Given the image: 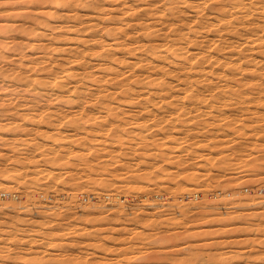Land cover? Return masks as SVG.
<instances>
[{
	"label": "rangeland",
	"instance_id": "374dc122",
	"mask_svg": "<svg viewBox=\"0 0 264 264\" xmlns=\"http://www.w3.org/2000/svg\"><path fill=\"white\" fill-rule=\"evenodd\" d=\"M151 1L153 2L156 0H0V98L3 97L2 99H0V137L2 136V138H0V174H2L0 175V253H2L3 251V253L0 254V263L264 264V84L256 83V81L255 83H248L245 79L247 73L240 74L237 73L235 69H232L233 73L229 74L228 80L226 81L219 80L216 74H213L210 79L205 82L193 84L181 79L178 80L177 78H171V80L167 83L156 85V88L153 87L152 89H141L139 96L132 101L106 102L107 104L104 101L102 103V101L100 102V100L96 99L89 100V102L88 100L80 101V99H78V101L76 99L74 101L69 100L68 97H65L68 94L67 92L64 95L65 98H60V100L56 101L51 98L52 102L50 100V97L48 96V93H45V100L43 99L42 101H35L34 103V101H31L22 93V91H24L25 89L24 82L27 77L33 76L34 78L37 77L42 79L49 71V73L55 72L57 73L56 75H58L61 73L59 64L63 65V72L66 70L65 72L71 73L72 75V77L70 76L71 79H69V77L65 81L66 86L70 84V87L68 88L71 89L72 87L76 86L77 83L78 85H80V83L82 82L80 81V76L83 74L85 69L95 71L96 74L101 73L99 72L98 68L100 66H107L108 64H110L111 57H126L128 58V62L130 61V64L134 62L139 55L137 52H134L133 54L124 52V44H126L124 37L118 38V43L107 50L108 55H97L102 50L99 46V52L97 54H92V50L90 48H92L93 41L90 42V39H92L93 37L94 30L89 27L90 25L94 24V26L96 25L95 27L97 30V28L100 29V27L104 24H107V22L111 25H115L116 23L120 24L125 22H133L136 17L138 19L144 18L146 17V14L143 15V13L146 9H149V5L152 4ZM213 2L214 1H209L208 3H206V6H209L208 8L210 9V6L217 4ZM253 3L254 2L249 3L248 6H251L250 8H253ZM214 7L217 6L215 5ZM132 8L135 9L133 10ZM254 8L248 10L249 13L246 15L247 17L245 16L244 18V21L246 23L253 21L255 22L258 17V19H262L264 17L261 11ZM216 9L217 8H215L214 10ZM207 11L209 10L206 9V12ZM100 16L104 19H102ZM188 17H191L193 19L192 13H189ZM78 23L80 26L78 25ZM96 30V36H102L101 40H107L105 41L107 43L112 42L111 37L108 38L107 35L105 36V34L102 33V31ZM127 30H129V35H135L134 29L128 28ZM84 31H86V33ZM84 33L86 35H84ZM88 36L90 39L88 38ZM161 36L162 34L160 33L151 35L149 39H144L145 37L141 36V42H143L144 45L146 44V49H151V47L153 49H156L163 42V36ZM86 40L87 42H85ZM84 46L85 49H83ZM243 47L244 52H246L247 54L251 53V51H247V45H243ZM192 49L195 48L193 47ZM79 50L83 53L78 52ZM256 50L258 49H254L252 53L256 52ZM76 52H78V54ZM78 55H85V61L82 59H79L80 61H76V56ZM103 55H105L106 57ZM37 56H39V58L35 60ZM254 56L256 57L257 61L264 60L259 53H254ZM87 58L90 61H88ZM160 62L162 63V59H160ZM82 63H84L88 68H83L84 65ZM90 63H92V65ZM95 63L96 65L94 66L93 64ZM232 67L235 68L234 65H232L231 68ZM131 68L132 67H128V63H126L123 64L120 68H117V70H121L120 72L126 71L128 73L132 71L134 73L133 69ZM63 72L61 74H63ZM27 73H30L28 74L29 76L27 75ZM11 74L13 75V77L14 75L18 76L13 78ZM101 74L98 75L99 78H107V73ZM78 78H80V80ZM180 81L182 83H180ZM18 82L19 84H17ZM100 85L102 86V88ZM103 85L104 84L101 83L92 85L94 86L92 88V91L94 93L99 92L103 89ZM222 85L225 86L222 87ZM18 86L20 87V89ZM226 86L228 90H226ZM12 87L14 88L10 89ZM219 87L221 88L219 89ZM223 89L226 91H224ZM238 89L240 93H238ZM65 90H68L67 87L65 88ZM156 90H158L159 92H156ZM146 94L148 95V99L146 98ZM158 94L159 96L157 97ZM243 94H245L246 96ZM5 97L6 99H4ZM207 97H209V100H206ZM14 98L15 100H12ZM47 98L49 100H47ZM162 99L164 100L162 101ZM210 99H214V101L212 100L211 102ZM241 99L243 102L240 101ZM61 100L63 102H61ZM136 100H138L137 104H135ZM145 100H149L150 102H146ZM223 100L224 103H222ZM47 101H50V103ZM58 101L60 102L58 103ZM192 101H194L195 104ZM236 101L237 104L235 105ZM5 102L8 104L6 105ZM24 102L27 104H25ZM39 102L40 104H38ZM79 102L81 103V105ZM205 103L207 106L204 105ZM31 104L33 105L31 106ZM103 104L105 106H110L111 104L110 107H115V110H119L121 107V112L118 110L117 112H115L114 109H111L114 112L111 111L112 114L110 112V116L108 115L109 111H106L105 107L102 106ZM124 104L125 106H128L124 107ZM38 105L40 106L38 107ZM223 105H225V107ZM180 106L182 109L180 108ZM226 106L229 110L226 108ZM35 107L36 110L38 109V113L40 112L41 115L37 113ZM124 108L127 110H125ZM197 108L199 109V111L197 110ZM44 109L47 111L49 109L50 111L45 112ZM27 110H29L31 113ZM81 110L84 114L80 112ZM151 110L154 112H152ZM139 111L141 112V114H139ZM127 112H129L130 114H125ZM147 112L149 115L147 114ZM11 113L14 114L10 115ZM114 113L115 115L117 114L116 117L115 115H113ZM42 115L44 117H42ZM129 115L130 117H128ZM199 115H201V118L199 117ZM210 115H212V117H209ZM29 116L33 118H30ZM112 116L115 118H113ZM89 117L91 119H89ZM55 118H57V121L54 120ZM226 118H228L229 120ZM122 119L124 122H122ZM76 120L77 122H79L77 123ZM239 120H244V122H240ZM73 121L76 123L68 126L71 124L69 122ZM129 121H131L133 124ZM17 122H19V124ZM36 122H39L40 124H37ZM85 123L87 124V126ZM7 124L9 125L7 126ZM93 124L95 126H91ZM108 124L110 126H108ZM235 124L236 126H234ZM73 125H76L78 127H73ZM121 125H123L124 127ZM132 125L137 128L139 126L140 127L139 129H137ZM120 126L122 128H120ZM125 126L127 127L126 131ZM232 126L234 128H232ZM22 127L27 130V133H29L28 136L27 133L23 134L25 130ZM43 127L44 130L42 131H45V133L40 131V129H43ZM55 127H57L58 129H55ZM228 127L232 129L230 130ZM34 128L36 131L34 130ZM108 128L109 131L107 130ZM37 130L40 131V133ZM129 130L130 132H128ZM48 131L52 134H50ZM63 131L65 132L64 134L62 133ZM73 131L74 133H72ZM105 131L107 132V134L105 133ZM114 131L116 133H114ZM237 131L239 132L237 133ZM55 132L57 134H55ZM240 132L241 134L239 135ZM251 132L253 134H251ZM39 134L41 135V137H39ZM108 134L110 135L108 136ZM119 134L121 135V137ZM29 136H33L32 139ZM46 136H50L51 139H53L54 137L55 140L47 139L48 137L46 138ZM68 136L69 138H72L69 139ZM126 136L127 138H131L132 143L130 142V139L126 138L129 143L126 141ZM184 136H186V138ZM9 137L13 139L11 140ZM17 137L18 139H15ZM44 138H46V143L44 142L43 145L42 142L45 140ZM34 139H37V142L34 141ZM74 139L76 141H74ZM96 140L99 142H97ZM153 140H155L156 142H153ZM40 141L42 143V147H40ZM78 141L82 144L77 143ZM114 142L116 145H114ZM75 143H77V145H74ZM139 143L141 146L139 145ZM6 144L8 145L6 146ZM18 144H20V147H18ZM30 144L32 145V147L30 146ZM64 144L65 146H67L64 147ZM128 144L129 146H127ZM146 144L149 146H147ZM155 144H159L160 146ZM189 144L190 146H188ZM199 144L201 146L203 144V147H201ZM34 145L35 147H33ZM209 145H211L212 148L209 147ZM40 148L42 150H39ZM105 149H108V152ZM117 149L120 151L118 152ZM172 149L175 150L172 151ZM132 150H134L133 153ZM136 150H138V152ZM74 151H76V153H74ZM115 151L118 154H116ZM165 152L167 155L165 154ZM72 153L74 154V156L72 155ZM89 154L90 157L88 156ZM130 154L131 157H129ZM145 155L148 158H146ZM10 156L16 160L11 158ZM21 158L24 160L22 161ZM65 158L66 160L68 159L67 163L66 160H63ZM109 158L111 159V162L109 161ZM56 159L58 160L56 161ZM102 159L103 161H101ZM170 159H172L173 161ZM26 160H28V162H26ZM76 160L79 164L76 162ZM20 161H22V163H20ZM73 161H75L76 163ZM89 162H91V164ZM118 162L120 163L118 164ZM152 162H154L156 165ZM58 163H60L59 166H61L62 164L63 165L59 167L57 166ZM64 163H66L65 166ZM69 163L71 166L69 165ZM98 164L100 167L97 166ZM152 164L155 166H153ZM73 165L75 168L73 167ZM136 165L137 167H134ZM110 167H112L113 169ZM152 167L154 168L152 169ZM160 168H163V170H161V172L163 173L160 172ZM48 169L50 171V174L48 172ZM95 169L97 171H95ZM139 169H142L141 172ZM147 170H149V172ZM53 171H55V174L53 173ZM103 172H105L104 176ZM26 173L34 177L31 179V176L29 175L30 177L28 178V175ZM170 173L173 175H170ZM40 174L41 177H38L40 176ZM3 176L6 179H4ZM48 176L51 178H49ZM90 176L93 177L91 178ZM25 177L28 179H26ZM97 177L99 179L101 178L100 181ZM23 178L25 179V181ZM114 178L116 180H114ZM122 178L127 179L120 180ZM170 179H172V181ZM186 179L189 182L187 184ZM16 180H19V183ZM192 181H194L193 183L196 185L190 183ZM54 183L55 185H53ZM58 183L60 184L57 185ZM65 183H67L68 185ZM111 183L113 186L111 185ZM130 183L132 184L131 186L134 185L133 188L135 187V185H138L136 186L137 188L135 187L136 189L133 190V188L130 186ZM15 184L17 187L14 186ZM128 185L130 186L132 191L131 189L129 190L126 188L129 187ZM111 186L113 188H111ZM190 186L192 187V189ZM14 187L15 189L13 190ZM87 188L90 190H88ZM18 189H20L21 191ZM36 189L39 191H37ZM122 189L124 190L123 194L122 191H119ZM50 190L52 193L50 192ZM80 190L87 192L83 194L84 192ZM91 190L94 192H92ZM60 191L64 193H61ZM69 191L71 192V194ZM110 192L112 196H110ZM31 193L33 194V197L31 196ZM17 195H19V199L23 198V196L25 199L19 200ZM28 195L30 198L28 197V199H26V196ZM37 195H40V197ZM48 195H50V197ZM74 195H76L77 197H72ZM34 196L38 197V199ZM42 196L43 198L45 197V200L42 198ZM106 196L108 197L106 198ZM56 197L58 199V202L54 200L56 199ZM85 197L88 202H85ZM16 198L17 200H15ZM31 198H35L36 200ZM116 198L118 199V201ZM113 199H115L116 201ZM80 201H84V203L86 204ZM21 227L23 229H21ZM14 228L18 232H16ZM70 229L71 232L69 231ZM82 230L83 232H81ZM28 237H30L31 239H29ZM30 241L32 242L30 243ZM45 243H47V245H45ZM4 250L6 253L4 252ZM41 253L43 255H41ZM116 257H118V259ZM25 260L27 262H25ZM124 260L126 261L124 262ZM189 261L191 263H189Z\"/></svg>",
	"mask_w": 264,
	"mask_h": 264
},
{
	"label": "bare ground",
	"instance_id": "6f19581e",
	"mask_svg": "<svg viewBox=\"0 0 264 264\" xmlns=\"http://www.w3.org/2000/svg\"><path fill=\"white\" fill-rule=\"evenodd\" d=\"M209 1H214L215 3H217V4H215L217 7H214L215 5H212V6H210V9L208 8L209 6H206L207 4L206 3H208ZM152 2V1H151ZM160 2V3H159ZM213 2V3H214ZM252 2H254L253 4H254V9H258L259 11H261L263 14V16H264V0H156V1H153L152 2V4L151 5H149V9H146L145 11H144V13H143V15H145L146 17H144V18H141V19H138L137 17L135 18V20L133 21V22H125V23H120V24H117L116 22V24L114 25L113 23V25H111V24H109L107 21H104V22H107V24H104L103 26H101L100 27V29L99 28H97V30L98 31H102V33H104L105 34V36L107 35V37L109 38V37H111L112 38V42L111 43H107V42H105V41H107V40H101L102 39V36H96V32H95V30H96V25L94 26V24H92V25H90V27H89V25H88V27L89 28H92L93 30H94V34H93V37H92V39H90L89 38V36H88V38L90 39V42L91 41H93L92 42V48H90L91 50H92V54H97L98 52H99V50H98V46L99 47H101V52L99 53V54H97V55H101V54H106V55H108V49L109 48H112V46L113 45H116L118 42H117V39L118 38H120V37H124L125 38V43L126 44H124L125 45V50H124V52H126V53H134V52H137L138 53V57L136 58V60L134 61V62H132L131 64H130V61L128 62V58H126V57H123V58H114V57H111V63L110 64H108L107 66H100L99 68H98V70H99V72H101V73H107V78L106 79H101V78H99V74H101V73H97L96 74V72L95 71H90V70H87V69H85L84 70V72H83V74L80 76L81 77V80H80V78H78L80 81H82L81 83H80V85H78V83H77V85L76 86H74V87H72L71 89H69L68 87H70L69 85L68 86H66V80L71 76L72 77V75H71V73H67V72H63V65L62 64H59V66H60V70H61V73L63 72V74H58V75H56L57 73H55V72H51V73H49V72H47V76L45 75V77H43L42 79H40V78H37V77H30L28 74H30V73H27V75L29 76V77H25L26 79H25V89H24V91H22V93L25 95V96H27L31 101H34V103H35V101H42L43 99L45 100L46 98H45V96H44V94L45 93H48V96L50 97V100H51V98H53L55 101L56 100H60V98H65V97H68L69 98V100H77L78 101V99H80V101L81 100H88V102H89V100H94V99H96V100H100V102L102 101V103H103V101L106 103V102H114V101H132V100H134L135 98H137L138 96H139V93H140V90L141 89H144V88H149V89H152L153 87L154 88H156L155 86L156 85H158V84H162V83H167V82H169L170 80H171V78H177L178 80L179 79H181V80H184V81H186V82H188V83H201V82H205V81H207V80H209L210 79V77L213 75V74H216L217 75V78L219 79V80H221V81H226V80H228V76H229V74L230 73H233L232 71V69H235V71H237V73H240V74H244V73H247V76H246V80H247V82L248 83H255V81H256V83H261V84H264V60H260V61H257L256 60V57L254 56V53H259L260 55H261V57H263V59H264V17L262 18V15H261V18L262 19H258L257 18V20L254 22H245L244 21V18H245V16L249 13L248 12V10H251V9H253V8H250L251 6H248L249 5V3H252ZM131 3V2H130ZM140 3V2H139ZM139 3H138V5H139ZM146 3V2H145ZM159 3V4H158ZM148 4V3H147ZM142 5V4H141ZM251 5V4H250ZM97 6V5H96ZM132 6V5H131ZM253 6V5H252ZM128 7V6H127ZM147 7V6H146ZM137 8V7H136ZM211 8H217L216 10H214V9H211ZM95 9V8H94ZM128 9V8H127ZM126 9V10H127ZM133 9V8H132ZM135 9V8H134ZM133 9V10H134ZM139 9H141V8H139ZM206 9H208L209 11H207L206 12ZM138 11V10H137ZM214 11V12H213ZM119 12V11H118ZM126 12V11H125ZM251 12V11H250ZM253 12V11H252ZM109 13V12H108ZM128 13V12H127ZM189 13H192V15H193V19L191 18V17H188V15H189ZM258 13V12H257ZM127 15V14H126ZM153 15V16H152ZM254 15H256V14H254ZM99 16V15H98ZM103 16V15H102ZM129 16V15H128ZM191 16V15H190ZM101 17V16H100ZM104 17V16H103ZM247 17V16H246ZM102 18V17H101ZM249 18V17H248ZM247 18V19H248ZM96 19V18H95ZM102 19H104V18H102ZM256 19V18H255ZM254 19V20H255ZM120 20H122V19H120ZM92 21H93V19H92ZM82 22H83V20H82ZM82 22H81V24H82ZM89 22H91V21H89ZM93 23V22H92ZM97 23V22H96ZM90 24V23H89ZM78 25H79V23H78ZM78 25H77V27H78ZM80 26V25H79ZM81 26H83V25H81ZM128 26V27H127ZM74 27V26H73ZM98 27V26H97ZM127 27V28H126ZM75 28V27H74ZM128 28H132V29H134V31H135V35L133 36V35H129V30H127ZM92 29H90V30H92ZM89 30V29H88ZM96 30V31H97ZM87 31V30H86ZM86 31H84L85 33H86ZM73 32H75V31H73ZM131 32V31H130ZM83 33V32H82ZM84 33V35H86ZM157 33H160V34H162V36H163V42H162V44L161 45H159L156 49H153L152 47H151V49H146V47H145V45L143 44V42H141L142 40V38H141V36H144L145 38L144 39H149V37H151V35H153V34H157ZM97 34H100V33H97ZM132 34V33H131ZM161 36V37H162ZM78 37H80V36H78ZM98 37V38H97ZM146 37H148V38H146ZM82 38V37H81ZM84 40H85V37H84ZM83 40V41H84ZM123 40V39H122ZM81 41V40H80ZM82 42V41H81ZM80 42V43H81ZM85 42H87V40L85 41ZM48 45V44H47ZM77 45V44H76ZM81 45H83V44H81ZM243 45L245 46V45H247V51H251V53H249V54H247L246 52H244V47H243ZM49 46V45H48ZM123 46V45H122ZM149 46V45H148ZM81 47V46H80ZM79 47V48H80ZM150 47V46H149ZM195 48V49H192V48ZM32 49V48H31ZM45 49V48H44ZM83 49H85V46H84V48ZM254 49H258V50H256V52H254V53H252V51H254ZM49 50V49H48ZM91 50H89V51H91ZM111 50V49H110ZM114 50V49H113ZM48 52V51H47ZM47 52H45V53H47ZM78 52H82V51H78ZM78 52H76L77 54H78ZM85 52V51H84ZM39 53H40V51H39ZM42 53V52H41ZM44 53V54H45ZM75 53V52H74ZM83 53V52H82ZM90 53V52H89ZM244 53V54H243ZM86 54V53H85ZM37 55H40V54H37ZM97 55H95V56H97ZM116 55V54H115ZM137 55V54H136ZM42 56V55H41ZM80 55H78V56H76V61H80L79 59H82V60H84L85 61V55L84 56H80ZM87 56V55H86ZM103 56H105V55H103ZM119 56V55H118ZM127 56V55H126ZM106 57V56H105ZM37 58H39V56H37L36 57V59L35 60H37ZM75 58V57H74ZM34 59H33V61H34ZM129 59H131V58H129ZM159 59V60H158ZM160 59H162V63L160 62ZM73 60V59H72ZM87 60H88V58H87ZM107 60V59H106ZM258 60H259V58H258ZM88 61H90V60H88ZM93 61V60H92ZM98 62H99V60H98ZM57 63V62H56ZM126 63H128V67H132L131 69H133V71H134V73L131 71V72H120L119 70H117V68H120L123 64H126ZM64 64V63H63ZM83 65H84V67L83 68H88L84 63H82ZM91 65H92V63H90ZM104 64V63H103ZM94 66L96 65V63L95 64H93ZM98 65H99V63H98ZM105 65H106V63H105ZM232 65H234V67L235 68H231V66ZM53 67V66H52ZM26 68V67H25ZM28 69H29V67H28ZM51 69V68H50ZM97 69V68H96ZM57 70H59V69H57ZM93 70H95V69H93ZM24 71V70H23ZM27 71V70H26ZM70 71V70H69ZM97 71V70H96ZM130 71V70H129ZM10 73V72H9ZM22 73V72H21ZM23 74V73H22ZM21 74V75H22ZM12 75V74H11ZM24 75H26V74H24ZM102 75V74H101ZM18 75H14V77H17ZM12 77H13V75H12ZM12 77H11V79H12ZM13 77V78H14ZM20 77V76H19ZM42 77V76H41ZM71 77L69 78V79H71ZM21 78V77H20ZM18 79V78H17ZM213 79V78H212ZM13 80H15V79H13ZM73 80V79H72ZM77 80V79H76ZM23 81V80H22ZM21 81V82H22ZM79 81V82H80ZM78 82V81H77ZM177 82H179V81H177ZM13 83V82H12ZM97 83H101V84H104L103 85V89L102 90H100L99 92H96V93H94L93 91H92V88L94 87V86H92V85H97ZM180 83H182L181 81H180ZM237 83V82H236ZM16 84V83H15ZM17 84H19V82L17 83ZM21 84V83H20ZM170 84V83H169ZM184 84H187V83H184ZM191 84V85H192ZM234 84V83H233ZM239 84V83H238ZM245 84V83H244ZM171 85V84H170ZM181 85V84H180ZM208 85V84H207ZM230 85V84H229ZM252 85V84H251ZM257 85V84H256ZM13 86V85H12ZM20 86V85H19ZM18 86V87H19ZM67 87V89L68 90H65V88ZM72 86V85H71ZM101 86V85H100ZM204 86V85H203ZM221 86V85H220ZM225 86V85H224ZM223 85H222V87H224ZM261 86V85H260ZM23 87V86H22ZM235 87H236V85H235ZM243 87V86H242ZM241 87V88H242ZM245 87V86H244ZM254 87V86H253ZM258 87V86H257ZM14 87H12V88H10V89H13ZM24 88V87H23ZM101 88H102V86H101ZM100 88V89H101ZM178 88H181V87H178ZM183 88H184V86H183ZM221 87H219V89H220ZM238 88H240V87H238ZM19 89H20V87H19ZM160 89V88H159ZM173 89V88H172ZM207 89V88H206ZM212 89V88H211ZM236 89V88H235ZM21 90H23V89H21ZM155 90V89H154ZM191 90V89H190ZM224 90V89H223ZM226 90H228V88H227V86H226ZM226 90H224V91H226ZM241 90V89H240ZM256 90V89H255ZM14 91V90H13ZM17 91H18V88H17ZM158 90H156V92H157ZM189 91V90H188ZM192 91V90H191ZM220 91V90H219ZM252 91V90H251ZM66 92L68 93L67 94V96H65L64 97V95L66 94ZM151 92V91H150ZM159 92V91H158ZM160 92H161V90H160ZM213 92V91H212ZM230 92V91H229ZM246 92V91H245ZM253 92V91H252ZM259 92V91H258ZM264 92V91H263ZM145 93V92H144ZM152 93V92H151ZM189 93V92H188ZM215 93H217V92H215ZM238 93H240L239 92V89H238ZM244 93V92H243ZM20 94V93H19ZM161 94V93H160ZM199 94V93H198ZM204 94H206V93H204ZM234 94H236V93H234ZM259 94V93H258ZM17 95V94H16ZM23 95V96H24ZM147 95V94H146ZM220 95V94H219ZM227 95V94H226ZM229 95V94H228ZM243 95H245V94H243ZM252 95V94H251ZM9 96V95H8ZM22 96V95H21ZM20 96V97H21ZM47 96V97H48ZM149 96H150V94H149ZM159 96V94L157 95V97ZM202 96V95H201ZM222 96V95H221ZM246 96V95H245ZM250 96V95H249ZM141 97V96H140ZM142 97H143V95H142ZM148 97V95L146 96V98ZM171 97V96H170ZM178 97H179V95H178ZM183 97H184V95H183ZM183 97H181V98H183ZM199 97V96H198ZM212 97V96H211ZM210 97V98H211ZM214 97V96H213ZM224 97V96H223ZM229 97V96H228ZM247 97H248V94H247ZM3 97H1L0 99H2ZM150 98V97H149ZM154 98V97H153ZM172 98V97H171ZM209 97H207L206 98V100L208 99ZM215 98V97H214ZM219 98V97H218ZM241 98V97H240ZM239 98V99H240ZM250 98V97H249ZM255 98V97H254ZM260 98H262V97H260ZM4 99H6V97L4 98ZM22 99V98H21ZM26 99V98H25ZM139 99V98H138ZM141 99V98H140ZM148 99V98H147ZM156 99V98H155ZM160 99V98H159ZM195 99V98H194ZM200 99V98H199ZM198 99V100H199ZM12 100H15V98L14 99H12ZM47 100H49L48 98H47ZM68 100V101H69ZM164 99H162V101H163ZM209 100V99H208ZM211 100V99H210ZM213 101H214V99H212ZM212 100H211V102H212ZM224 100H225V98H224ZM224 100H223V102L222 103H224ZM244 100V99H243ZM10 101V100H9ZM64 101H66V100H64ZM68 101H67V103H68ZM137 101L138 100H136L135 102V104H137ZM146 102L147 101H149V100H145ZM183 101V100H182ZM196 101V100H195ZM231 101V100H230ZM234 101V100H233ZM240 101H242V99L240 100ZM255 101V100H254ZM253 101V102H254ZM259 101V100H258ZM44 102V101H43ZM47 102H49L50 103V101H47ZM51 102H52V100H51ZM54 102V101H53ZM60 101H58V103H59ZM61 102H63L62 100H61ZM83 102V101H82ZM98 102V101H97ZM150 102V101H149ZM161 102V101H160ZM192 102H194V101H192ZM198 102V101H197ZM203 102V101H202ZM208 102H210V101H208ZM216 102H217V100H216ZM243 102V101H242ZM257 102V101H256ZM1 103V102H0ZM21 103V102H20ZM23 103V102H22ZM25 103V102H24ZM57 103V102H56ZM70 103V102H69ZM72 103V102H71ZM75 103V102H74ZM80 103V102H79ZM84 103V102H83ZM93 103V102H92ZM99 103V102H98ZM97 103V104H98ZM129 103V102H128ZM133 103V102H132ZM144 103V102H143ZM154 103V102H153ZM206 103H207V101H206ZM206 103L204 104L205 106H207L206 105ZM228 103H229V101H228ZM5 104L7 105L8 103H6L5 102ZM25 104H27V103H25ZM38 104H40V102L38 103ZM100 104V103H99ZM98 104V105H99ZM107 104V103H106ZM117 104V103H116ZM161 104V103H160ZM171 104V103H170ZM194 104H195V102H194ZM200 104V103H199ZM213 104V103H212ZM237 104V101L235 102V105ZM245 104H247V103H245ZM245 104H244V106H245ZM249 104V103H248ZM23 105V104H22ZM29 105V104H28ZM33 104H31V106H32ZM53 105V104H52ZM58 105V104H57ZM66 105V104H65ZM80 105H81V103H80ZM90 105V104H89ZM95 105H96V102H95ZM158 105V104H157ZM188 105V104H187ZM203 105V104H202ZM219 105V104H218ZM40 105H38V107H39ZM70 106V105H69ZM68 106V107H69ZM93 106V105H92ZM102 106H104L105 107V109H106V111H109L108 113V115H110V112L112 111L111 109H114L115 107H110L111 106V104H110V106H105L104 104L102 105ZM112 106H114V105H112ZM117 106V105H116ZM126 106H128V105H126ZM125 106V104H124V107H126ZM131 106V105H130ZM150 106V105H149ZM156 106V105H155ZM186 106V105H185ZM217 106V105H216ZM224 107H225V105H223ZM231 106V105H230ZM234 106V105H233ZM242 106V105H241ZM24 107H25V105H24ZM37 107V108H38ZM60 107V106H59ZM78 107H80V106H78ZM94 107V106H93ZM100 107V106H99ZM118 107V106H117ZM173 107V106H172ZM172 107H170V108H172ZM179 107V106H178ZM190 107V106H189ZM189 107H187V108H189ZM210 107H211V105H210ZM209 107V108H210ZM222 107V106H221ZM232 107V106H231ZM236 107V106H235ZM247 107V106H246ZM251 107V106H250ZM4 108V107H3ZM55 108V107H54ZM57 108V107H56ZM82 108V107H81ZM147 108H149V107H147ZM169 108V109H170ZM180 108H181V106H180ZM208 108V109H209ZM220 108V107H219ZM226 108H227V106H226ZM230 108V107H229ZM243 108V107H242ZM254 108V107H253ZM0 109H1V107H0ZM21 109H23V108H21ZM27 109V108H26ZM62 109V108H61ZM101 109H102V107H101ZM100 109V110H101ZM120 109H121V107H120ZM120 109L118 110V109H114L115 110V112H117V110L118 111H120ZM125 109V108H124ZM129 109V108H128ZM135 109V108H134ZM182 109V108H181ZM207 109V110H208ZM228 109V108H227ZM252 109V108H251ZM264 109V108H263ZM3 110V109H2ZM6 110V109H5ZM35 110H36V107H35ZM45 110V109H44ZM55 110H57V109H55ZM89 110V109H88ZM125 110H127V109H125ZM197 110L199 111V109L197 108ZM211 110V109H210ZM218 110V109H217ZM229 110V109H228ZM232 110V109H231ZM230 110V111H231ZM247 110H249V109H247ZM258 110H260V109H258ZM15 111V110H14ZM20 111V110H19ZM28 112H30L29 110H27ZM37 111V113H38V109L36 110ZM47 110H45V112H46ZM48 111H50L49 109H48ZM47 111V112H48ZM67 111V110H66ZM93 111H95V110H93ZM102 111V110H101ZM123 111V110H122ZM141 111V110H140ZM139 111V112H140ZM152 111V110H151ZM161 111H162V109H161ZM178 111V110H177ZM189 111V110H188ZM205 111V110H204ZM256 111V110H255ZM16 112V111H15ZM34 112V111H33ZM32 112V113H33ZM42 112V111H41ZM56 112H58V111H56ZM80 112H82V110L80 111ZM79 112V113H80ZM86 112V111H85ZM112 112H114V111H112ZM112 112H111V114H112ZM121 112V111H120ZM142 112V111H141ZM141 112L139 113V114H141ZM152 112H154V111H152ZM211 112V111H210ZM221 112V111H220ZM251 112V111H250ZM263 112V111H262ZM19 113V112H18ZM31 113V112H30ZM83 113V112H82ZM89 113H91V112H89ZM124 113V112H123ZM135 113V112H134ZM144 113V112H143ZM151 113V112H150ZM231 113V112H230ZM14 114V113H13ZM12 113L10 114V115H13ZM21 114V113H20ZM38 114H40L41 115V113L39 112ZM61 114V113H60ZM84 114V113H83ZM125 114H130L129 112H127V113H125ZM124 114V115H125ZM147 114H148V112H147ZM146 114V115H147ZM153 114V113H152ZM188 114H190V113H188ZM187 114V115H188ZM200 114V113H199ZM202 114V113H201ZM210 114V113H209ZM214 114V113H213ZM239 114H240V112H239ZM262 114V113H261ZM49 115V114H48ZM62 115V114H61ZM77 115V114H76ZM81 115V114H80ZM100 115H102V114H100ZM107 115V116H108ZM113 115H115V113L113 114ZM117 115V114H116ZM116 115H115V117H116ZM136 115V114H135ZM149 115V114H148ZM170 115H171V113H170ZM244 115V114H243ZM3 116H6V115H3ZM18 116V115H17ZM27 116V115H26ZM31 116V115H30ZM29 116V117H30ZM33 116V115H32ZM35 116H37V115H35ZM39 116V115H38ZM60 116V115H59ZM75 116V115H74ZM91 116H92V114H91ZM95 116H97V115H95ZM105 116V115H104ZM103 116V117H104ZM111 116V115H110ZM109 116V117H110ZM121 116V115H120ZM195 116V115H194ZM201 115H199V117H200ZM225 116V115H224ZM231 116V115H230ZM235 116V115H234ZM255 116V115H254ZM13 117H15V116H13ZM23 117H25V116H23ZM28 117V118H29ZM42 117H44L43 115H42ZM106 117V116H105ZM113 117V116H112ZM115 117H113V118H115ZM126 117V116H125ZM128 117H130V115L128 116ZM198 117V118H199ZM209 117H212V115H210ZM214 117H215V115H214ZM27 118V119H28ZM30 118H33V117H30ZM36 118V117H35ZM38 118V117H37ZM41 118V117H40ZM51 118V117H50ZM95 118V117H94ZM93 118V119H94ZM123 118H124V116H123ZM165 118V117H164ZM201 118V117H200ZM224 118V117H223ZM230 118V117H229ZM241 118V117H240ZM250 118H252V117H250ZM57 118H55L54 120H56ZM89 119H91L90 117H89ZM226 119H228V118H226ZM41 120V119H40ZM43 120V119H42ZM48 120H50V119H48ZM111 120H112V118H111ZM120 120V119H119ZM144 120V119H143ZM229 120V119H228ZM34 121V120H33ZM39 121V120H38ZM57 121V120H56ZM60 121V120H59ZM108 121V120H107ZM142 121V120H141ZM140 121V122H141ZM240 121V120H239ZM242 121V120H241ZM240 121V122H241ZM28 122V121H27ZM45 122V121H44ZM51 122V121H50ZM53 122V121H52ZM76 122H77V120H76ZM76 122H69V123H71L70 125H68V124H65V125H68V126H71L72 124H74V123H76ZM79 122V121H78ZM77 122V123H78ZM94 122V121H93ZM111 122V121H110ZM119 122V121H118ZM122 122H124L123 121V119H122ZM125 122H126V120H125ZM129 122H131V121H129ZM139 122V121H138ZM238 122V121H237ZM242 122H244V120L242 121ZM18 124H19V122H17ZM22 123V122H21ZM25 123V122H24ZM37 124L39 123V122H36ZM57 123V122H56ZM88 123V122H87ZM109 123V122H108ZM132 123V122H131ZM175 123V122H174ZM210 123V122H209ZM230 123V122H229ZM3 124H4V122H3ZM40 124V123H39ZM52 124V123H51ZM80 124V123H79ZM86 124V123H85ZM90 124V123H89ZM88 124V125H89ZM95 124V123H94ZM91 125V126H95V125ZM110 124V123H109ZM108 124V126H110ZM127 124V123H126ZM133 124V123H132ZM135 124V123H134ZM152 124V123H151ZM197 124V123H196ZM219 124V123H218ZM237 124V123H236ZM236 124L234 125V126H236ZM242 124V123H241ZM248 124V123H247ZM0 125H1V122H0ZM9 124H7V126H8ZM25 125V124H24ZM30 125V124H29ZM35 125V124H34ZM45 125H46V123H45ZM59 125H60V123H59ZM129 125V124H128ZM131 125V124H130ZM137 125V124H136ZM146 125V124H145ZM144 125V126H145ZM162 125V124H161ZM177 125V124H176ZM215 125V124H214ZM252 125V124H251ZM12 126H13V124H12ZM16 126H17V124H16ZM23 126V125H22ZM49 126V125H48ZM76 125H73V127H75ZM86 126H87V124H86ZM121 126H123V125H121ZM120 126V128H122ZM133 126V125H132ZM220 126H221V124H220ZM247 126V125H246ZM246 126H245V128H246ZM10 127H11V125H10ZM26 127V126H25ZM37 127V126H36ZM39 127V126H38ZM45 127V126H44ZM44 127H43V129H40V131L41 132H43L42 130H44ZM58 127V126H57ZM57 127H55V129L57 128ZM76 127H78V126H76ZM105 127V126H104ZM117 127H118V125H117ZM124 127V126H123ZM130 127V126H129ZM133 127H135V126H133ZM132 127V128H133ZM140 127V126H139ZM139 127L137 128V127H135V128H137V129H139ZM156 127H157V125H156ZM155 127V128H156ZM207 127H208V125H207ZM218 127V126H217ZM231 127V126H230ZM6 128V127H5ZM8 128V127H7ZM23 128V127H22ZM27 128V127H26ZM29 128V127H28ZM30 128H32V127H30ZM61 128V127H60ZM64 128V127H63ZM98 128V127H97ZM110 128V127H109ZM109 128L107 129L108 131H109ZM127 127L125 126V131L127 130L126 129ZM150 128H151V126H150ZM175 128V127H174ZM183 128V127H182ZM227 128V127H226ZM229 128V127H228ZM232 128H234L233 126H232ZM232 128H229L230 130L232 129ZM243 128V127H242ZM24 129V128H23ZM38 129V128H37ZM58 129V128H57ZM209 129V128H208ZM221 129V128H220ZM228 129V130H229ZM250 129V128H249ZM4 130V129H3ZM12 130H13V128H12ZM25 130V129H24ZM34 130H35V128H34ZM39 130V129H38ZM37 130V131H38ZM64 130V129H63ZM85 130V129H84ZM96 130V129H95ZM106 130V129H105ZM106 130V131H107ZM113 130H114V128H113ZM120 130V129H119ZM122 130V129H121ZM136 130V129H135ZM142 130V129H141ZM160 130V129H159ZM171 130H172V128H171ZM247 130V129H246ZM251 130V129H250ZM36 131V130H35ZM40 131H38L39 133H40ZM50 131V130H49ZM48 131V132H49ZM55 131V130H54ZM75 131H77V130H75ZM105 131V133L107 134V132ZM132 131V130H131ZM165 131V130H164ZM163 131V132H164ZM170 131V130H169ZM168 131V132H169ZM177 131V130H176ZM197 131H199V130H197ZM221 131V130H220ZM235 131V130H234ZM248 131V130H247ZM246 131V132H247ZM19 132V131H18ZM23 132V131H22ZM48 132H46V133H48ZM57 132V131H56ZM55 132V134H57ZM90 132V131H89ZM122 132V131H121ZM128 132H130V130L128 131ZM127 132V133H128ZM133 132V131H132ZM225 132V131H224ZM229 132V131H228ZM239 131H237V133H238ZM12 133V132H11ZM26 134L27 133V130H25V132H23V134ZM31 133V132H30ZM35 133V132H34ZM43 133H45V131L43 132ZM50 133V132H49ZM63 134L65 133L64 131L62 132ZM67 133V132H66ZM71 133V132H70ZM72 133H74V131L72 132ZM101 133V132H100ZM114 133H116L115 131H114ZM114 133H112V134H114ZM123 133V132H122ZM136 133V132H135ZM139 133H140V131H139ZM138 133V134H139ZM178 133V132H177ZM200 133H201V131H200ZM212 133V132H211ZM218 133V132H217ZM42 134V133H41ZM50 134H52V133H50ZM84 134H85V132H84ZM121 134V133H120ZM119 134V135H120ZM125 134V133H124ZM142 134V133H141ZM170 134V133H169ZM185 134V133H184ZM194 134H196V133H194ZM208 134V133H207ZM241 134V132L239 133V135ZM243 134V133H242ZM247 134H249V133H247ZM251 134H253L252 132H251ZM29 135V133H27V136ZM31 135V134H30ZM34 135V134H33ZM40 135V134H39ZM54 135V134H53ZM88 135V134H87ZM92 135V134H91ZM110 134H108V136H109ZM116 135V134H115ZM187 135V134H186ZM224 135V134H223ZM228 135V134H227ZM6 136V135H5ZM26 136V135H25ZM58 136V135H57ZM56 136V137H57ZM62 136H64V135H62ZM70 136V135H69ZM69 136H68V138H69ZM73 136V135H72ZM78 136V135H77ZM82 136H85V135H82ZM98 136V135H97ZM107 136V135H106ZM112 136V135H111ZM110 136V137H111ZM118 136V135H117ZM129 136V135H128ZM135 136V135H134ZM195 136V135H194ZM197 136H199V135H197ZM7 137V136H6ZM14 137V136H13ZM18 137H19V135H18ZM18 137L17 138H15V139H18ZM29 137H31V136H29ZM28 137V138H29ZM33 137V136H32ZM32 137H31V139H32ZM39 137H41V135L39 136ZM38 137V138H39ZM43 137V136H42ZM48 137V138H47ZM79 137V136H78ZM88 137V136H87ZM104 137V136H103ZM120 137H121V135H120ZM185 138H186V136H184ZM191 137H193V136H191ZM0 138H2V136L0 137ZM10 138V137H9ZM23 138V137H22ZM35 138V137H34ZM46 138L47 139H51L50 138V136H46ZM46 138H44L45 140L42 142L43 143V145H44V142L46 143ZM57 138H59V137H57ZM64 138V137H63ZM70 138H72V137H70ZM69 138V139H70ZM83 138V137H82ZM86 138V137H85ZM108 138V137H107ZM127 138V136L125 137V139ZM147 138V137H146ZM195 138V137H194ZM202 138V137H201ZM219 138V137H218ZM230 138V137H229ZM228 138V139H229ZM247 138V137H246ZM258 138V137H257ZM261 138V137H260ZM8 139V138H7ZM11 139V138H10ZM13 139V138H12ZM11 139V140H12ZM43 139V138H42ZM60 139V138H59ZM67 139V138H66ZM81 139V138H80ZM79 139V140H80ZM118 139H119V137H118ZM124 139V140H125ZM127 139H130V142L132 143V141H131V138H127ZM127 139H126V141H127ZM152 139V138H151ZM156 139V138H155ZM159 139V138H158ZM200 139V138H199ZM206 139V138H205ZM204 139V140H205ZM208 139V138H207ZM9 140V139H8ZM30 140V139H29ZM37 140V139H36ZM35 139H34V141H36ZM40 140V139H39ZM51 140H55L54 139V137H53V139H51ZM50 140V141H51ZM62 140V139H61ZM68 140V139H67ZM81 140H83V139H81ZM88 140V139H87ZM100 140V139H99ZM110 140V139H109ZM116 140H117V138H116ZM115 140V141H116ZM139 140V139H138ZM147 140V139H146ZM145 140V141H146ZM176 140V139H175ZM191 140H192V138H191ZM195 140V139H194ZM193 140V141H194ZM10 141V140H9ZM27 141V140H26ZM74 141H76L75 139H74ZM84 141V140H83ZM94 141V140H93ZM97 141V140H96ZM148 141V140H147ZM155 140H153V142H154ZM33 142V141H32ZM37 142V141H36ZM70 142V141H69ZM72 142V141H71ZM86 142V141H85ZM84 142V143H85ZM97 142H99V141H97ZM117 142H119V141H117ZM128 142V141H127ZM134 142H136V141H134ZM138 142V141H137ZM156 142V141H155ZM160 142H161V139H160ZM166 142V141H165ZM173 142H174V140H173ZM177 142V141H176ZM186 142V141H185ZM195 142V141H194ZM1 143V142H0ZM34 143V142H33ZM40 143H41V141H40ZM42 143H41V146L40 147H42ZM48 143H50V142H48ZM57 143V142H56ZM55 143V144H56ZM66 143V142H65ZM77 143H79V141L77 142ZM77 143H75L74 145H77ZM81 143V142H80ZM79 143V144H80ZM108 143H110V142H108ZM123 143V142H122ZM129 143V142H128ZM145 143V142H144ZM143 143V144H144ZM150 143H151V140H150ZM192 143V142H191ZM214 143V142H213ZM13 144V143H12ZM26 144V143H25ZM37 144V143H36ZM82 144V143H81ZM87 144V143H86ZM91 144V143H90ZM98 144V143H97ZM106 144V143H105ZM112 144H113V140H112ZM118 144V143H117ZM142 144V143H141ZM198 144V143H197ZM1 145V144H0ZM8 144H6V146H7ZM19 146L18 147H20V144H18ZM27 145H29V144H27ZM46 145H48V144H46ZM84 145V144H83ZM107 145V144H106ZM114 145H116L115 144V142H114ZM113 145V146H114ZM122 145V144H121ZM139 145H140V143H139ZM147 145V144H146ZM155 145H159V144H155ZM160 145H161V143H160ZM159 145V146H160ZM170 145V144H169ZM185 145V144H184ZM200 145V144H199ZM208 145V144H207ZM30 146L32 147V145L30 144ZM38 146V145H37ZM67 146V145H66ZM65 146V144H64V147H66ZM111 146V145H110ZM112 146V147H113ZM127 146H129V144L127 145ZM141 146V145H140ZM147 146H149V145H147ZM151 146H152V144H151ZM163 146V145H162ZM168 146V145H167ZM188 146H190V144L188 145ZM197 146V145H196ZM201 146V145H200ZM221 146H223V145H221ZM245 146V145H244ZM17 147V148H18ZM28 147V146H27ZM27 147H26V149H27ZM33 147H35V145L33 146ZM44 147V146H43ZM58 147V146H57ZM61 147V146H60ZM59 147V148H60ZM74 147V146H73ZM103 147V146H102ZM122 147V146H121ZM136 147H138V146H136ZM153 147H154V145H153ZM182 147V146H181ZM201 147H203V144H202V146ZM208 147V146H207ZM209 147H211V145H209ZM15 148H16V146H15ZM23 148V147H22ZM54 148V147H53ZM55 148H56V146H55ZM77 148H79V147H77ZM100 148V147H99ZM158 148V147H157ZM167 148V147H166ZM166 148H163V149H166ZM212 148V147H211ZM214 148V147H213ZM5 149H6V147H5ZM66 149V148H65ZM64 149V150H65ZM87 149V148H86ZM90 149V148H89ZM124 149V148H123ZM138 149V148H137ZM149 149H151V148H149ZM153 149V148H152ZM169 149V148H168ZM209 149V148H208ZM30 150H31V148H30ZM34 150H35V148H34ZM37 150H38V148H37ZM36 150V151H37ZM39 150H42L41 148L39 149ZM55 150V149H54ZM56 150H57V148H56ZM64 150H62V151H64ZM93 150V149H92ZM103 150V149H102ZM105 150H107V152H108V149H105ZM104 150V151H105ZM114 150V149H113ZM118 150V149H117ZM145 150H146V148H145ZM156 150V149H155ZM175 150V149H174ZM173 149H172V151H174ZM198 150V149H197ZM210 150V149H209ZM12 151V150H11ZM58 151H59V149H58ZM78 151V150H77ZM87 151H89V150H87ZM94 151V150H93ZM101 151V150H100ZM120 150H118V152H119ZM133 151L134 150H132V153H133ZM137 152H138V150H136ZM151 151V150H150ZM158 151H160V150H158ZM14 152V151H13ZM26 152V151H25ZM34 152V151H33ZM52 152V151H51ZM55 152V151H54ZM57 152V151H56ZM73 152V151H72ZM79 152V151H78ZM82 152V151H81ZM136 152V153H137ZM142 152V151H141ZM146 152V151H145ZM156 152V151H155ZM155 152H154V154H155ZM219 152V151H218ZM12 153V152H11ZM23 153V152H22ZM44 153H46V152H44ZM53 153V152H52ZM74 153H76V151H74ZM88 153V152H87ZM91 153V152H90ZM113 153V152H112ZM115 153H116V151H115ZM121 153V152H120ZM143 153V152H142ZM158 153V152H157ZM10 154V153H9ZM57 154V153H56ZM59 154H61V153H59ZM68 154V153H67ZM70 154V153H69ZM78 154V153H77ZM77 154H76V156H77ZM105 154V153H104ZM116 154H118V153H116ZM116 154H114V155H116ZM147 154V153H146ZM165 154H166V152H165ZM7 155V154H6ZM23 155H27V154H23ZM50 155V154H49ZM61 155H63V154H61ZM72 155L74 156V154L72 153ZM72 155H71V157H72ZM81 155V154H80ZM87 155V154H86ZM96 155V154H95ZM133 155V154H132ZM162 155V154H161ZM167 155V154H166ZM1 156H2V154H1ZM19 156V155H18ZM46 156V155H45ZM54 156V155H53ZM65 156V155H64ZM75 156V157H76ZM79 156V155H78ZM89 157H90V154L88 155ZM100 156H102V155H100ZM109 156V155H108ZM120 156V155H119ZM129 156V155H128ZM144 156V155H143ZM154 156V155H153ZM181 156V155H180ZM11 157V156H10ZM26 157V156H25ZM48 157V156H47ZM51 157V156H50ZM57 157V156H56ZM67 157H68V155H67ZM114 157H116V156H114ZM129 157H131V154H130V156ZM128 157V158H129ZM145 157H146V155H145ZM155 157V156H154ZM163 157V156H162ZM174 157V156H173ZM9 158V157H8ZM7 158V159H8ZM11 158H13V157H11ZM24 158V157H23ZM29 158V157H28ZM34 158H36V157H34ZM53 158V157H52ZM70 158V157H69ZM74 158V157H73ZM98 158H100V157H98ZM103 158V157H102ZM118 158V157H117ZM146 158H148V157H146ZM169 158V157H168ZM167 158V159H168ZM219 158V157H218ZM232 158V157H231ZM14 159V158H13ZM12 159V160H13ZM22 159V158H21ZM27 159V158H26ZM71 159V158H70ZM79 159V158H78ZM96 159V158H95ZM144 159V158H143ZM151 159V158H150ZM155 159V158H154ZM156 159H157V157H156ZM10 160V159H9ZM14 160H16V159H14ZM24 159H22V161H23ZM29 160V159H28ZM28 160H26V162H28ZM52 160V159H51ZM58 159H56V161H57ZM63 160H66V158L65 159H63ZM62 160V161H63ZM68 160V159H67ZM66 160V163L68 162ZM75 160V159H74ZM91 160V159H90ZM107 160V159H106ZM111 159L109 158V161H110ZM141 160V159H140ZM149 160V159H148ZM170 160H172V159H170ZM6 161V160H5ZM8 161V160H7ZM22 161H20V163H22ZM48 161V160H47ZM61 161V162H62ZM70 161V160H69ZM72 161V160H71ZM93 161V160H92ZM101 161H103V159L101 160ZM112 161H114V160H112ZM131 161V160H130ZM143 161V160H142ZM160 161V160H159ZM162 161H163V159H162ZM161 161V162H162ZM166 161V160H165ZM173 161V160H172ZM2 162V161H1ZM4 162V161H3ZM13 162V161H12ZM35 162V161H34ZM43 162H44V160H43ZM65 162V161H64ZM73 162H75V161H73ZM76 162L78 163V161L76 160ZM75 162V163H76ZM98 162V161H97ZM96 162V163H97ZM107 162V161H106ZM111 162V161H110ZM134 162V161H133ZM145 162V161H144ZM148 162V161H147ZM151 162V161H150ZM175 162V161H174ZM6 163V162H5ZM19 163V162H18ZM19 163V164H20ZM66 163H64V166H65V164ZM90 164H91V162H89ZM95 163V162H94ZM94 163H92V164H94ZM120 162H118V164H119ZM153 164H155L154 162H152ZM206 163V162H205ZM17 164V163H16ZM25 164V163H24ZM50 164V163H49ZM59 164L60 163H58V165L57 166H59ZM74 164V163H73ZM79 164V163H78ZM106 164V163H105ZM127 164V163H126ZM139 164V163H138ZM145 164V163H144ZM152 164V165H153ZM158 164V163H157ZM161 164V163H160ZM165 164V163H164ZM4 165V164H3ZM33 165V164H32ZM41 165V164H40ZM46 165H48V164H46ZM45 165V166H46ZM63 165V164H62ZM61 165V166H62ZM69 165H70V163H69ZM81 165V164H80ZM89 165V164H88ZM104 165V164H103ZM135 165V164H134ZM156 165V164H155ZM155 165H153V166H155ZM168 165H170V164H168ZM34 166V165H33ZM55 166H56V164H55ZM61 166H59V167H61ZM63 166V167H64ZM71 166V165H70ZM70 166H68V167H70ZM91 166V165H90ZM97 166H99V164L97 165ZM96 166V167H97ZM131 166H132V163H131ZM8 167V166H7ZM28 167V166H27ZM30 167V166H29ZM37 167V166H36ZM41 167V166H40ZM39 167V168H40ZM73 167H74V165H73ZM85 167V166H84ZM100 167V166H99ZM112 167H113V165H112ZM112 167H110V168H112ZM129 167V166H128ZM134 167H137V165L136 166H134ZM139 167V166H138ZM148 167V166H147ZM170 167V166H169ZM16 168H17V166H16ZM35 168V167H34ZM45 168V167H44ZM54 168V167H53ZM56 168V167H55ZM65 168V167H64ZM67 168V167H66ZM75 168V167H74ZM77 168H78V166H77ZM108 168V167H107ZM154 167H152V169H153ZM156 168V167H155ZM26 169V168H25ZM28 169V168H27ZM50 169V168H49ZM49 169H48V172H49V174H50V171H49ZM63 169V168H62ZM70 169V168H69ZM72 169V168H71ZM80 169V168H79ZM85 169H87V168H85ZM84 169V170H85ZM97 169V168H96ZM95 169V171H97ZM106 169V168H105ZM113 169V168H112ZM31 170V169H30ZM34 170V169H33ZM37 170H39V169H37ZM41 170H43V169H41ZM75 170V169H74ZM140 170V172H141V170L142 169H139ZM158 170V169H157ZM156 170V171H157ZM161 170H163V168L161 169L160 168V172H161ZM170 170V169H169ZM23 171H25V170H23ZM108 171V170H107ZM120 171V170H119ZM148 172H149V170H147ZM193 171V170H192ZM5 172H6V170H5ZM20 172V171H19ZM47 172V173H48ZM52 172V171H51ZM55 171H53V173H54ZM57 172V171H56ZM61 172V171H60ZM66 172V171H65ZM77 172V171H76ZM80 172V171H79ZM92 172V171H91ZM93 172H94V170H93ZM110 172V171H109ZM123 172V171H122ZM121 172V173H122ZM139 172V173H140ZM171 172V171H170ZM172 172H174V171H172ZM38 173V172H37ZM69 173H70V171H69ZM72 173H74V172H72ZM99 173V172H98ZM104 173L105 172H103V176H104ZM119 173V172H118ZM131 173H132V171H131ZM135 173H137V172H135ZM157 173V172H156ZM161 173H163V172H161ZM165 173H166V171H165ZM27 174V173H26ZM48 174V175H49ZM55 174V173H54ZM66 174V173H65ZM68 174V173H67ZM80 174V173H79ZM87 174V173H86ZM97 174V173H96ZM120 174V173H119ZM124 174V173H123ZM178 174V173H177ZM180 174H182V173H180ZM189 174V173H188ZM196 174V173H195ZM0 175H2V174H0ZM9 175V174H8ZM28 175V174H27ZM30 175V174H29ZM28 175V178L31 176H29ZM33 175V174H32ZM47 175V174H46ZM45 175V176H46ZM64 175V174H63ZM78 175V174H77ZM122 175V174H121ZM137 175H139V174H137ZM156 175V174H155ZM163 175V174H162ZM170 175H173V174H171L170 173ZM176 175V174H175ZM22 176V175H21ZM43 176H44V173H43ZM65 176V175H64ZM68 176V175H67ZM79 176V175H78ZM88 176V175H87ZM116 176V175H115ZM127 176V175H126ZM135 176V175H134ZM151 176V175H150ZM181 176V175H180ZM179 176V177H180ZM192 176V175H191ZM1 177V176H0ZM4 177V176H3ZM34 176H31V179L33 178ZM38 177H41V174H40V176H38ZM37 177V178H38ZM49 177V176H48ZM59 177V176H58ZM91 178L93 177V176H90ZM109 177V176H108ZM107 177V178H108ZM117 177V176H116ZM120 177V176H119ZM124 177V176H123ZM128 177V176H127ZM136 177V176H135ZM162 177V176H161ZM173 177V176H172ZM175 177V176H174ZM26 178V177H25ZM28 178H26V179H28ZM49 178H51V177H49ZM48 178V179H49ZM71 178V177H70ZM83 178V177H82ZM86 178V177H85ZM88 178V177H87ZM98 178V177H97ZM96 178V179H97ZM103 178V177H102ZM137 178H139V177H137ZM165 178V177H164ZM168 178V177H167ZM182 178H184V177H182ZM189 178H190V176H189ZM4 179H6L5 177H4ZM9 179V178H8ZM24 179V178H23ZM23 179H22V181H23ZM57 179V178H56ZM60 179V178H59ZM99 179V178H98ZM101 179V178H100ZM100 179H99V181H100ZM127 179V178H126ZM126 179H120V180H126ZM166 179V178H165ZM30 180V179H29ZM43 180V179H42ZM50 180V179H49ZM92 180V179H91ZM103 180V179H102ZM114 180H116L115 178H114ZM119 180V181H120ZM141 180V179H140ZM167 180V179H166ZM171 181H172V179H170ZM170 180H168V181H170ZM187 180V179H186ZM17 181V180H16ZM19 181V180H18ZM17 181V182H18ZM24 181H25V179H24ZM45 181V180H44ZM59 181V180H58ZM75 181V180H74ZM99 181H97V182H99ZM129 181V180H128ZM154 181H155V179H154ZM167 181V182H168ZM27 182V181H26ZM49 182V181H48ZM52 182V181H51ZM50 182V183H51ZM55 182V181H54ZM79 182V181H78ZM80 182H81V180H80ZM175 182V181H174ZM194 181H192V182H190V183H193ZM19 183V182H18ZM24 183V182H23ZM29 183V182H28ZM38 183V182H37ZM44 183H46V182H44ZM49 183V184H50ZM89 183H90V181H89ZM176 183V182H175ZM187 183H189L188 182V180H187V182H186V184ZM1 184V183H0ZM5 184H7V183H5ZM21 184V183H20ZM60 183H58L57 185H59ZM65 184H67V183H65ZM101 184H103V183H101ZM124 184V183H123ZM135 184V183H134ZM194 184V183H193ZM7 185H9V184H7ZM28 185V184H27ZM45 185V184H44ZM53 185H55V183L53 184ZM62 185V184H61ZM68 185V184H67ZM97 185H98V183H97ZM111 185H112V183H111ZM117 185V184H116ZM132 184L130 183V186H131ZM143 185V184H142ZM142 185H141V187H142ZM194 185H196V184H194ZM14 186H16V184L14 185ZM22 186V185H21ZM43 186V185H42ZM50 186V185H49ZM108 186H109V184H108ZM113 186V185H112ZM111 186V188H113ZM114 186H115V184H114ZM118 186V185H117ZM121 186V185H120ZM123 186V185H122ZM129 186V185H128ZM130 186L129 187H126L127 189H131L130 188ZM134 186V185H133ZM133 186H131L132 188H133ZM136 186H138V185H135V187ZM144 186V185H143ZM17 187V186H16ZM38 187V186H37ZM84 187V186H83ZM90 187V186H89ZM133 188V190H135L136 188ZM145 187V186H144ZM143 187V188H144ZM179 187V186H178ZM191 187V186H190ZM12 188V187H11ZM61 188V187H60ZM69 188V187H68ZM76 188V187H75ZM85 188V187H84ZM91 188V187H90ZM99 188V187H98ZM103 188V187H102ZM110 188V187H109ZM110 188V189H111ZM117 188H119V187H117ZM139 188V187H138ZM146 188V187H145ZM163 188H165V187H163ZM167 188H168V186H167ZM184 188V187H183ZM189 188V187H188ZM9 189V188H8ZM15 189V187L13 188V190ZM51 189V188H50ZM77 189V188H76ZM86 189V188H85ZM88 189V188H87ZM115 189V188H114ZM121 189V188H120ZM124 189V188H123ZM119 190V191H122V194L124 193V190ZM127 189H126V191H127ZM150 189V188H149ZM170 189V188H169ZM173 189V188H172ZM191 189H192V187H191ZM6 190V189H5ZM10 190V189H9ZM18 190H20V189H18ZM31 190V189H30ZM37 190V189H36ZM75 190V189H74ZM88 190H90V189H88ZM116 190V189H115ZM167 190V189H166ZM174 190V189H173ZM21 191V190H20ZM37 191H39V190H37ZM41 191V190H40ZM49 191V190H48ZM68 191V190H67ZM72 191V190H71ZM77 191V190H76ZM80 191H82V190H80ZM79 191V192H80ZM92 191V190H91ZM98 191V190H97ZM131 191H132V189H131ZM151 191V190H150ZM179 191H180V189H179ZM29 192V191H28ZM33 192V191H32ZM50 192H51V190H50ZM61 192V191H60ZM70 192V191H69ZM82 192H84V191H82ZM85 192H87V191H85ZM85 192L83 193V194H85ZM92 192H94V191H92ZM96 192V191H95ZM109 192V191H108ZM172 192V191H171ZM196 192V191H195ZM24 193V192H23ZM30 193V192H29ZM34 193H35V191H34ZM52 193V192H51ZM59 193V192H58ZM61 193H64V192H61ZM65 193H66V191H65ZM73 193V192H72ZM74 193H77V192H74ZM89 193V192H88ZM91 193V192H90ZM116 193H117V191H116ZM127 193H128V191H127ZM183 193V192H182ZM43 194V193H42ZM41 194V195H42ZM70 194H71V192H70ZM79 194H81V193H79ZM79 194H76V195H79ZM103 194V193H102ZM110 194V196H112L111 195V192L109 193ZM113 194V193H112ZM155 194V193H154ZM161 194V193H160ZM175 194H176V192H175ZM16 195V194H15ZM20 195V194H19ZM19 195H17V197L19 196ZM30 195V194H29ZM29 195L28 196H26L27 198L26 199H28V197H29ZM35 195V194H34ZM47 195V194H46ZM51 195V194H50ZM50 195H48L49 197H50ZM66 195V194H65ZM73 195V194H72ZM76 195H74V196H72V197H75ZM87 195V194H86ZM91 195V194H90ZM95 195V194H94ZM116 195V194H115ZM118 195H119V193H118ZM126 195V194H125ZM162 195V194H161ZM160 195V196H161ZM178 195V194H177ZM176 195V196H177ZM22 196V195H21ZM31 196L33 197V194L31 193ZM37 196H39L40 197V195H37ZM68 196V195H67ZM71 196V195H70ZM127 196V195H126ZM136 196V195H135ZM35 198H37L38 199V197H36V196H34ZM59 197V196H58ZM77 197V196H76ZM80 197V196H79ZM82 197V196H81ZM93 197H95V196H93ZM102 197H103V195H102ZM108 196H106V198H107ZM11 198H15V197H11ZM21 198V197H20ZM30 198V197H29ZM35 198H31V199H35ZM42 198H43V196H42ZM105 198V197H104ZM115 198V197H114ZM117 198H119V197H117ZM116 198V199H117ZM135 198V197H134ZM133 198V199H134ZM18 199H19V197H18ZM22 200L23 199H25L24 198V196H23V198H21ZM21 199H19V200H21ZM44 200H45V197L43 198ZM60 199H62V198H60ZM77 199V198H76ZM80 199V198H79ZM85 199H86V197H85ZM84 199V200H85ZM103 199V198H102ZM125 199V198H124ZM15 200H17V198L15 199ZM36 200V199H35ZM49 200V199H48ZM55 201H57L58 202V199H57V197H56V199H54ZM92 200V199H91ZM90 200V201H91ZM108 200H109V198H108ZM113 200H115V199H113ZM33 201V200H32ZM93 201V200H92ZM112 201V200H111ZM116 201V200H115ZM117 201H118V199H117ZM56 202V203H57ZM59 202H60V200H59ZM80 202H82V201H80ZM85 202H88L87 201V199H86V201ZM114 202V201H113ZM120 202V201H119ZM82 203H84V201L82 202ZM115 203V202H114ZM84 204H86V203H84ZM121 205V204H120ZM27 221V220H26ZM53 222V221H52ZM51 222V223H52ZM16 223V222H15ZM44 225V224H43ZM16 226V225H15ZM20 226V225H19ZM23 226V225H22ZM46 226V225H45ZM67 226H69V225H67ZM30 227V226H29ZM147 227V226H146ZM2 228V227H1ZM75 228V227H74ZM74 228H73V230H74ZM85 228V227H84ZM94 228V227H93ZM144 228V227H143ZM9 229V228H8ZM15 229V228H14ZM17 229H18V227H17ZM21 229H23L22 227H21ZM36 229V228H35ZM34 229V230H35ZM86 229H87V227H86ZM86 229H84V230H86ZM90 229V228H89ZM151 229V228H150ZM33 230V231H34ZM97 230V229H96ZM99 230V229H98ZM15 231L16 232H18L16 229H15ZM44 231V230H43ZM70 232H71V229L69 230ZM77 231V230H76ZM106 231V230H105ZM1 232V231H0ZM21 232V231H20ZM35 232V231H34ZM57 232V231H56ZM79 232V231H78ZM81 232H83V230L81 231ZM96 232H98V231H96ZM31 233V232H30ZM2 234V233H1ZM17 234V233H16ZM67 234V233H66ZM123 234V233H122ZM15 235V234H14ZM73 235V234H72ZM3 236V235H2ZM8 236V235H7ZM9 237V236H8ZM12 237V236H11ZM16 237H19V236H16ZM15 237V238H16ZM32 237V236H31ZM35 237V236H34ZM59 237V236H58ZM138 237H140V236H138ZM14 238V237H13ZM29 239H31L30 237H28ZM65 238H66V236H65ZM6 239H7V237H6ZM27 239V238H26ZM25 239V240H26ZM34 239V238H33ZM38 239V238H37ZM128 239V238H127ZM10 240V239H9ZM19 240V239H18ZM21 240H22V238H21ZM24 240V241H25ZM41 240V239H40ZM65 240V239H64ZM63 240V241H64ZM91 240V239H90ZM20 241V240H19ZM18 241V242H19ZM33 241H35V240H33ZM45 241H47V240H45ZM32 241H30V243H31ZM54 242V241H53ZM59 242V241H58ZM57 242V243H58ZM85 242V241H84ZM95 242H98V241H95ZM7 243V242H6ZM60 243V242H59ZM61 243H63V242H61ZM8 244V243H7ZM65 244V243H64ZM89 244V243H88ZM97 244V243H96ZM30 245V244H29ZM45 245H47V243H45ZM85 245V244H84ZM6 246V245H5ZM22 246V245H21ZM89 246V245H88ZM24 247V246H23ZM68 247V246H67ZM7 248H8V246H7ZM26 248V247H25ZM24 248V249H25ZM30 248V247H29ZM32 248V247H31ZM41 248V247H40ZM11 249V248H10ZM33 249H35V248H33ZM42 249V248H41ZM66 249V248H65ZM3 250V249H2ZM15 250V249H14ZM26 250V249H25ZM35 250H37V249H35ZM8 251V250H7ZM18 251V250H17ZM20 251H22V250H20ZM117 251V250H116ZM119 251V250H118ZM126 251V250H125ZM4 252H5V250H4ZM43 252V251H42ZM2 253H3V251H2ZM2 253H0V254H2ZM6 253V252H5ZM20 253V252H19ZM25 253V252H24ZM44 253V252H43ZM37 254V253H36ZM56 254H57V252H56ZM64 254V253H63ZM66 254V253H65ZM20 255V254H19ZM41 255H43L42 253H41ZM62 255V254H61ZM60 255V256H61ZM15 256V255H14ZM31 256H33V255H31ZM39 256V255H38ZM46 256H48V255H46ZM84 256V255H83ZM194 256V255H193ZM24 257V256H23ZM56 257V256H55ZM62 257V256H61ZM65 257V256H64ZM25 258V257H24ZM44 258V257H43ZM67 258V257H66ZM73 258V257H72ZM117 259H118V257H116ZM6 259V258H5ZM14 259V258H13ZM32 259V258H31ZM30 259V260H31ZM49 259V258H48ZM52 259V258H51ZM117 259H115V260H117ZM81 260H82V258H81ZM122 260V259H121ZM191 260H193V259H191ZM190 260V261H191ZM126 260H124V262H125ZM189 261V263H191ZM25 262H27L26 260H25ZM43 262H44V260H43ZM114 262V261H113ZM3 263V262H2ZM2 263H0V264H2ZM46 263V262H45ZM40 264V263H39ZM82 264V263H81ZM102 264V263H101ZM118 264V263H117Z\"/></svg>",
	"mask_w": 264,
	"mask_h": 264
}]
</instances>
